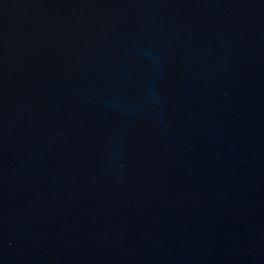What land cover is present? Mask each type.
<instances>
[{"label":"water","instance_id":"water-1","mask_svg":"<svg viewBox=\"0 0 264 264\" xmlns=\"http://www.w3.org/2000/svg\"><path fill=\"white\" fill-rule=\"evenodd\" d=\"M0 264H264V0H0Z\"/></svg>","mask_w":264,"mask_h":264}]
</instances>
